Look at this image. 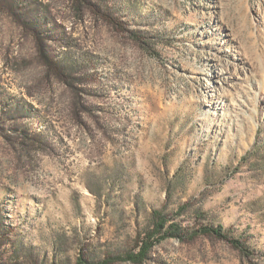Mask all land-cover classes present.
I'll return each instance as SVG.
<instances>
[{"label":"rangeland","instance_id":"rangeland-1","mask_svg":"<svg viewBox=\"0 0 264 264\" xmlns=\"http://www.w3.org/2000/svg\"><path fill=\"white\" fill-rule=\"evenodd\" d=\"M264 264V0H0V264L134 250Z\"/></svg>","mask_w":264,"mask_h":264},{"label":"trees","instance_id":"trees-1","mask_svg":"<svg viewBox=\"0 0 264 264\" xmlns=\"http://www.w3.org/2000/svg\"><path fill=\"white\" fill-rule=\"evenodd\" d=\"M152 228L146 230L142 237L135 243L138 251L130 250L123 255H109L96 261H87L83 257H78L76 264H110L116 260L140 263L147 258L150 248L161 240L168 237H178L181 239L192 238L197 234H207L229 242L234 248L245 254H252V251L240 239L229 235L221 224L200 225L196 229L188 230L180 227L176 222H169L167 217L162 215L159 210L152 212Z\"/></svg>","mask_w":264,"mask_h":264}]
</instances>
